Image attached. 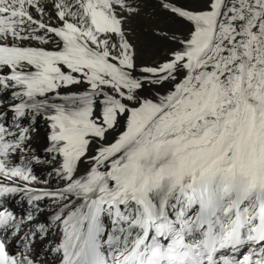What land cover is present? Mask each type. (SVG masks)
I'll use <instances>...</instances> for the list:
<instances>
[{
  "label": "snow or ice",
  "instance_id": "obj_1",
  "mask_svg": "<svg viewBox=\"0 0 264 264\" xmlns=\"http://www.w3.org/2000/svg\"><path fill=\"white\" fill-rule=\"evenodd\" d=\"M0 264H264V0H0Z\"/></svg>",
  "mask_w": 264,
  "mask_h": 264
}]
</instances>
